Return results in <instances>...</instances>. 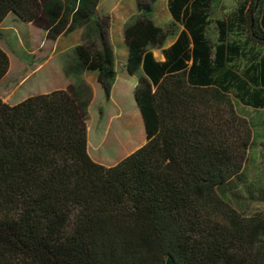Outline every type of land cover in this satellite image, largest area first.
I'll return each instance as SVG.
<instances>
[{"label": "trees", "instance_id": "trees-1", "mask_svg": "<svg viewBox=\"0 0 264 264\" xmlns=\"http://www.w3.org/2000/svg\"><path fill=\"white\" fill-rule=\"evenodd\" d=\"M97 2L0 0V25L13 12L50 36L89 27L87 41L63 55L64 73L97 71L109 98L115 54ZM211 4L167 0L183 29L157 61L150 46L174 30L155 25L151 3L138 1L120 76L142 70L128 126L142 122L146 141L113 165L88 151L85 82L13 104L0 97V264H164L168 255L176 264H264V219L223 197L253 140L233 99L264 108V0L255 17L254 1L216 19L214 41ZM8 68L0 46V80Z\"/></svg>", "mask_w": 264, "mask_h": 264}, {"label": "rangeland", "instance_id": "rangeland-1", "mask_svg": "<svg viewBox=\"0 0 264 264\" xmlns=\"http://www.w3.org/2000/svg\"><path fill=\"white\" fill-rule=\"evenodd\" d=\"M60 1L64 4L72 0ZM138 1L136 0L137 8ZM142 1L151 5L153 1L156 2L153 4V19L156 23L174 30L179 28L170 23L166 0ZM254 1V7L250 10ZM242 4L248 7L251 17L257 16L259 0H212L209 13L211 22L206 28V35L214 41L217 36L215 20L235 18ZM119 12L117 9L113 12L103 10L98 14L108 15L111 22V15ZM68 30L67 26L57 35L50 36L45 28L35 24L15 25L6 19L0 25V46L9 57V68L0 81V97L3 101L12 104L29 95L50 91L53 87L66 83L67 77L62 74L59 64L60 48L64 44L59 43V40H62L61 35H65ZM82 30L86 35L89 34V27L84 26ZM238 35L233 32L230 37L242 40L245 36ZM154 53L159 56L160 49L155 47ZM91 90L92 98L86 108L88 151L93 159L105 165H113L141 146L146 141V134L140 116L141 124L128 126L133 121V113L136 116L135 112L138 111L132 93L125 95V98H98ZM233 100L237 114L244 117L251 127L253 140L241 176L223 187V197L241 215H259L264 219V110L253 109Z\"/></svg>", "mask_w": 264, "mask_h": 264}, {"label": "crops", "instance_id": "crops-1", "mask_svg": "<svg viewBox=\"0 0 264 264\" xmlns=\"http://www.w3.org/2000/svg\"><path fill=\"white\" fill-rule=\"evenodd\" d=\"M153 2L151 5V10H150L151 20L157 26L168 27V26H164L163 24H158L154 21V19H153L154 5L153 4H156V2L155 1H153ZM166 8H167V11H168L169 16H170V23L173 26H175V25L178 26L179 28H176L175 30L173 29L174 32L172 34H170L164 40V42L161 45L150 46V50L152 51L153 56L157 61H164L165 57L163 54V49L169 47L174 42V40L176 39L179 32L183 29V26L181 24H179V23L173 24L172 16H171V14L168 10V7H167V0H166ZM115 9L120 11L119 14H117V15L122 16V17L118 18V16L115 13H113L111 15V22L109 24V37H110V41H111V44H112L113 49H114L115 72H116V78H115V81H114L113 86L111 88L110 97L112 99H114V97H124L125 98V95H130L131 93L133 94V97H134V89H135L136 85L138 84V75L142 74V70L140 68L139 70H137V72H135L133 74H129L126 78H122L120 76L121 72L125 69V65H126L127 58H128V43H127V40L125 38V28L128 25V23L131 21V18L139 13L138 8L136 7V0H98L97 5H96V12L97 13H101L103 10L113 12ZM6 19L7 20L9 19V21H12L15 25L20 24L22 26L23 25L26 26V25L31 24L30 22L23 21L13 12H10L5 17L3 22ZM2 23H1V25H2ZM84 26H86V25L76 26L75 28L68 30L65 35L64 34L61 35L62 40L61 41L59 40V43H62V45L64 44L60 48L59 64H60L62 74H64L65 77H67V76L64 73V65H63L64 63H63L62 57L67 51L73 49L76 45L82 44V43L87 41V35L82 30V28ZM59 38H60V36H59ZM66 45H69L68 47H70V48L68 49V47ZM155 47L160 49V55L159 56H156L154 53ZM65 48H67V49H65ZM80 81L86 82V84L91 89H93V92L95 93V97L103 98V96H105L103 89L101 87V84L99 83V80H98V72L94 71V70H85L79 77H73V76L67 77V81H66V83L64 82L63 86H59L56 88L53 87L54 89H52V90L65 88L70 83H77ZM52 90H50V91H52ZM50 91H45V92H41V93H47ZM37 94H40V93H37ZM19 101L20 100H18L17 102H19ZM134 101H135V99H134ZM17 102H14V103H17ZM258 109L264 110V108H258Z\"/></svg>", "mask_w": 264, "mask_h": 264}, {"label": "water", "instance_id": "water-1", "mask_svg": "<svg viewBox=\"0 0 264 264\" xmlns=\"http://www.w3.org/2000/svg\"><path fill=\"white\" fill-rule=\"evenodd\" d=\"M164 264H176V262H175V260H174V258H173L172 255H168L166 257V260H165V263Z\"/></svg>", "mask_w": 264, "mask_h": 264}]
</instances>
